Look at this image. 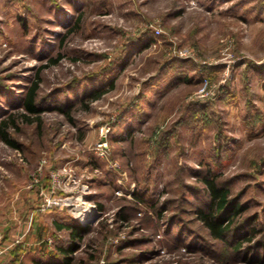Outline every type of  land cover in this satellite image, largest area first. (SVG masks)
I'll return each instance as SVG.
<instances>
[{"label": "rangeland", "instance_id": "374dc122", "mask_svg": "<svg viewBox=\"0 0 264 264\" xmlns=\"http://www.w3.org/2000/svg\"><path fill=\"white\" fill-rule=\"evenodd\" d=\"M0 127L1 236L32 216L55 250L87 228L72 264H264V0H0ZM206 176L242 207L223 241Z\"/></svg>", "mask_w": 264, "mask_h": 264}, {"label": "trees", "instance_id": "16d2710c", "mask_svg": "<svg viewBox=\"0 0 264 264\" xmlns=\"http://www.w3.org/2000/svg\"><path fill=\"white\" fill-rule=\"evenodd\" d=\"M37 84H35L27 93L24 100V109L30 114L39 113V109L36 106L35 92ZM99 94L94 96V99H98ZM5 123L1 124V127ZM1 139L15 147V144L11 142L5 131L1 130ZM206 191L208 193L207 211L197 210V217L208 230L211 237L215 240L223 241L227 233L229 232L234 217L242 211V207L239 204H234L231 201V194L229 189L222 186L216 179V177H204L202 178ZM57 230H64L68 233V241L66 247H59L51 256L45 261H38L34 264H72V255L78 251L79 241L83 239L84 233L87 228L78 225L69 224H55Z\"/></svg>", "mask_w": 264, "mask_h": 264}, {"label": "crops", "instance_id": "0c3cea01", "mask_svg": "<svg viewBox=\"0 0 264 264\" xmlns=\"http://www.w3.org/2000/svg\"><path fill=\"white\" fill-rule=\"evenodd\" d=\"M29 220L25 223L20 221L12 232L8 230L1 236V245L11 243L13 245L1 257L0 264H34L38 261H45L48 256L55 252L54 245L46 244L43 236H37V228H35L37 220L33 222L32 216L29 217ZM61 231L64 230H59L57 233ZM48 241L50 242V240Z\"/></svg>", "mask_w": 264, "mask_h": 264}, {"label": "built area", "instance_id": "2783aa9c", "mask_svg": "<svg viewBox=\"0 0 264 264\" xmlns=\"http://www.w3.org/2000/svg\"><path fill=\"white\" fill-rule=\"evenodd\" d=\"M149 29L152 31L154 38H157L161 35V29L158 25H154V24H148ZM103 145V144H102ZM55 186L53 185L51 187V200H46V206L44 207V209H48V208H53V207H58L59 209H63L66 208L68 211H70L73 215L75 214L76 211V207L73 208V202H72V198H67V197H56V193H55ZM85 189V187H84ZM53 196V197H52ZM81 198V197H80ZM68 207H72V208H68ZM0 241H1V235H0ZM12 243L11 244H7V245H1L0 243V259L1 257L4 256V254H6L10 248L12 247Z\"/></svg>", "mask_w": 264, "mask_h": 264}]
</instances>
